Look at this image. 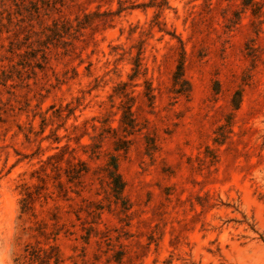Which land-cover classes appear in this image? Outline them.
Instances as JSON below:
<instances>
[{"label":"rangeland","instance_id":"374dc122","mask_svg":"<svg viewBox=\"0 0 264 264\" xmlns=\"http://www.w3.org/2000/svg\"><path fill=\"white\" fill-rule=\"evenodd\" d=\"M0 264H264V0H0Z\"/></svg>","mask_w":264,"mask_h":264},{"label":"trees","instance_id":"16d2710c","mask_svg":"<svg viewBox=\"0 0 264 264\" xmlns=\"http://www.w3.org/2000/svg\"><path fill=\"white\" fill-rule=\"evenodd\" d=\"M180 76H182L181 67L178 69V73H177V77H180ZM108 173H109L110 178L113 179L112 182L115 185V187L118 189L117 191L119 193L123 192V181H122L121 175L118 173V166L115 161H112L109 164Z\"/></svg>","mask_w":264,"mask_h":264}]
</instances>
